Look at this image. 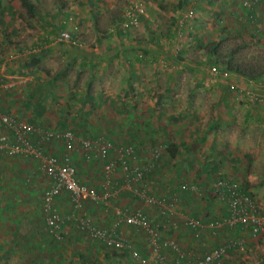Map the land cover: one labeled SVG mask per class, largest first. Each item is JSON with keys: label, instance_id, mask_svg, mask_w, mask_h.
<instances>
[{"label": "crops", "instance_id": "crops-1", "mask_svg": "<svg viewBox=\"0 0 264 264\" xmlns=\"http://www.w3.org/2000/svg\"><path fill=\"white\" fill-rule=\"evenodd\" d=\"M29 2L39 21L37 35L31 38L28 34L30 29L24 27L13 13L22 9L21 0H0V112L33 125L34 130L27 139L39 153L36 158L27 152L10 155L5 149L0 150V264H158L155 253L149 247L147 234L140 228L117 221L114 214L116 208L131 212L141 209L146 213L161 239L159 253L168 263H172L175 253L165 241H173L186 251L203 252L227 242L241 241L240 247L236 246L223 256L222 264H264L263 232L252 235L239 225H223L212 229L202 227L196 233L190 227L181 225L185 216L207 222L221 220L227 215L225 203L213 192L202 199L195 192H181L174 200L172 211L165 215L161 214L159 205H152L143 199L146 195L171 200L183 182L203 188L214 179L223 177L238 182L250 196L258 199L260 211L264 213V77L249 80L233 73L226 80L217 77L208 80L197 73L190 85L196 88L195 92L203 87L209 93L206 96L177 94V99L170 98L168 94L161 95L158 100L163 101V106L170 107L165 112L167 108L161 107V103L155 102L146 91L144 98L143 93L139 94L142 84L148 88L155 84V79L145 80L143 75L138 78L136 72L143 65L152 71L164 67L184 71L194 68L190 62L182 60L174 65L175 55H184L187 46L199 43L204 37L201 29L207 25L205 19L210 20L209 23L224 22L238 27L240 23L248 22V11L241 6L242 0ZM187 10L192 11V16L185 17ZM254 13V20L264 24V0L255 6ZM94 17L115 23L117 30L111 27L103 35L109 34L117 45L95 48L97 52L93 53L65 47L66 44L58 46L59 43L54 41L58 32L55 30L56 35L52 37L54 29L49 25L52 20H58L59 27L63 29L69 27L70 22L92 21ZM167 18H173L178 25L184 19V25L192 32L186 47L174 49L171 38L165 42L166 37L159 39L152 34L145 35L143 40L131 41V44L122 43L123 37L136 36L129 29L134 27L132 31H135L137 27H128L126 23H145L147 31L150 26L155 29L158 22ZM214 37L220 38V33L217 32ZM35 42L37 49L33 47L24 51V44ZM161 42L168 46L159 47ZM198 48L197 45L200 51ZM58 54L65 55L62 69L54 64ZM32 57L37 59V63L29 62ZM208 57L212 61L210 54ZM74 64L77 68H95L93 76L98 69V73H104L107 79L94 82L90 77L83 82L85 86L75 88L72 84L74 72H64L67 65ZM124 74H127L126 77ZM109 79L111 83L116 81V86H111ZM188 81L183 77L176 86L183 87ZM231 81L235 83V88L228 87ZM174 82L171 81L167 91L172 89ZM126 83L136 88L139 83L140 87L130 90ZM165 83H169V79L163 83L164 86ZM180 89L185 91L184 87ZM190 98L200 102L210 101L213 120L209 126L198 128L196 121L189 124L184 119L179 123L172 121L175 118L172 114H177L175 112H186L182 102ZM139 102H145V107H139ZM172 104L176 105V111ZM141 115L144 119L140 118ZM90 117L97 119L87 121ZM156 117H162L161 127L155 123ZM46 130L73 132L76 136L74 150L66 152L60 141L43 140L41 132ZM0 134L6 135L7 143L14 140L11 131L2 124ZM98 137L108 139L115 148L132 147L135 158H128L131 164H145L150 148L159 149V159L152 172L144 173L135 184V194L129 188L131 181L115 166L114 187H110V196L104 202L81 200L78 205L66 191L57 195L52 204L63 222L61 237H54L44 222L41 208L42 194L51 183L40 171L41 157L68 158L75 167L78 182L102 196L105 189L102 187L104 161L86 160L79 144L80 139ZM143 141L145 143H141ZM117 157L118 152L110 151L106 160L114 161ZM79 218H88L96 227L113 230L129 248L113 249L91 237L89 232L79 227ZM132 250L136 256L131 255Z\"/></svg>", "mask_w": 264, "mask_h": 264}, {"label": "built area", "instance_id": "built-area-1", "mask_svg": "<svg viewBox=\"0 0 264 264\" xmlns=\"http://www.w3.org/2000/svg\"><path fill=\"white\" fill-rule=\"evenodd\" d=\"M260 2L261 0H242V7L248 11V21L254 19L255 6ZM190 16H192V11L187 10L185 17ZM183 21L184 19L182 18L179 24L180 26ZM125 25L135 26L136 22L130 21V23H126ZM55 39L57 43H75L68 30L58 32ZM221 67L220 64L209 66L208 74L213 77L229 79V76L233 73ZM228 86L229 88H235V83L231 81ZM0 124L8 128L14 136V140L11 143H7L6 135L0 134V150L5 149L10 155L27 152L37 158L39 155L37 148H33L27 139L28 134L34 130L32 124L18 120L3 112H0ZM41 136L43 140L60 141L66 152H72L74 150L76 136L70 130H46L41 132ZM79 144L83 157L86 160L104 161L102 187H105V189L103 190L102 196H99L93 188L78 182L75 167L69 163L68 158L60 160L54 156L41 157L40 171L42 175L51 181L50 185L46 187L42 194L41 208L44 214V222L54 237H61V223L63 222V218L54 210L52 204L53 199L57 195L66 191L71 200L76 204L78 203V205L81 200H88L91 203L104 202V199L106 200L110 196V187H114V185L112 186V180L115 166H118L125 178L131 181L128 183L131 184L129 188L135 194L137 193L135 184L142 179L144 173L148 174L152 172L155 167V162L159 159V149L150 148L148 152L149 157L145 161V164L142 166L131 164L128 158H135L133 148L130 146L126 148H115L104 137L80 139ZM110 151L118 152V157L114 161L106 160ZM186 191L195 192L201 196H206V194L213 192L225 203L227 215L221 220L211 219L207 222H203L200 218L185 216L182 218L181 225L194 230L202 227L212 229L223 225H227L228 227L239 225L243 229H248L252 235L264 233V213H261L257 201L238 182L227 178L218 177L203 188H198L195 184L183 182L179 185L178 191L171 200H167L165 197L146 195H144L143 199L152 205H159L161 207V214L165 215L174 208V200L178 199L179 193ZM114 214L117 221L131 227L140 228L147 234L149 247L155 253L158 264H221L223 256L229 250H233L236 246L240 247L239 245H241V241H231L203 252L199 250L186 251L181 249L173 241H165V244L175 253L172 263H168L159 253L161 239L153 229L148 216L143 210L135 209L131 212L126 209L116 208ZM78 224L81 229L89 232L91 237L101 240L113 249L129 248L127 243L118 237L113 230L96 227L91 224L88 218H79ZM131 255L136 256V253L132 250Z\"/></svg>", "mask_w": 264, "mask_h": 264}, {"label": "rangeland", "instance_id": "rangeland-1", "mask_svg": "<svg viewBox=\"0 0 264 264\" xmlns=\"http://www.w3.org/2000/svg\"><path fill=\"white\" fill-rule=\"evenodd\" d=\"M29 1V0H28ZM31 1V0H30ZM241 6H242V2H241ZM21 10H14L13 13L17 15V17L21 20L20 22L23 23L24 27L29 28L30 31H28L29 37H35V35H37V26H38V20H37V16L34 15V7H33V11L29 12L25 7L26 11L24 10L23 6L21 5ZM36 8V7H35ZM13 14V15H14ZM14 16H12L13 18ZM95 19H93L92 21L89 19H85V20H81V21H77V22H70L69 23V27H64L63 29L61 27H59V21L58 20H52L49 25L54 29L52 32V37H54L56 34H54V31L57 30V32H60L61 30H68L70 31L73 39H74V44L71 43H59L58 46H61V44H66L65 47L69 46V47H74V48H78L79 51L82 50H88V51H93V53L97 52V50H95V48H100L103 46H108V47H114L115 45H117L116 40L114 38L111 37V39L109 38V34L108 35H103L104 31L108 30L109 28L112 27V29H116L117 27H115V23H110V22H105L102 19H100L99 17H94ZM173 18H167L164 22H158L157 26L155 27V29L153 27L150 26V29H148L146 31V26L145 23H138L135 26L137 27V30L132 31V28L134 27H130V31L135 33L136 36L134 38L132 37H123L122 38V43H126V44H131V41H137V40H143L145 39V35H154V36H158L159 39H162L163 36L166 37V39L164 40L165 42L170 41L169 38H171L173 40L172 42V46L175 47L174 49H179L181 47H186L187 43L189 42V37H190V33H192L189 28L184 25V22L182 23L181 26L178 25V23L175 24V22L172 20ZM207 22V25H204V27L201 29L203 30L202 32H204V37L200 38L199 43L198 44H193V45H189L187 46V50L185 52L184 55H175V64L176 65L177 61L179 62V60H182V62H190L194 68L190 67L189 69H185L186 71H184L183 69H165V67L163 69H159L156 71H152L147 67L140 66L142 69H140V67L136 70L137 72V76L138 78H140L141 75L144 76V79H151L154 78L155 79V84H152L151 86H149L148 88H146V86H144V84L141 85V87L139 86V83H137V88L136 86H129V83H126V86L131 89H138V87L142 88L141 92L139 93L141 95V93H143V97H145L144 92L146 91L149 96H152V98L155 99V102L161 103V107L167 108L165 112H167L170 107H165L162 105L163 101H159L158 99L162 96H166L167 94L171 97H174V99H177L175 97V95H191L193 96V94H200V95H204L206 96V94L209 93L208 90H206V88H202V90H197L198 92H195V89L193 86L190 85V81L193 79V77L196 76L197 73H201L204 78H207L208 80H214L216 79V77L210 76L208 74V68L209 66H211L212 64H220V61L224 58L223 55H225L227 52H230V50L235 49V48H239L238 52H236V59L241 60V59H252L255 57H262L264 56V24L263 23H259L258 20H252V21H248L246 20V22H242L240 23V27H238L237 25H233V24H224V22H213V23H209L210 20L205 19ZM164 24V26H163ZM49 26V27H50ZM168 29V30H167ZM174 30V34L173 32H171V30ZM219 32L220 33V38L214 37V35ZM100 33V34H99ZM148 33V34H146ZM173 34V35H172ZM57 36V35H56ZM56 36L54 37V41L56 40ZM100 36V38H99ZM174 37V38H173ZM124 39V41H123ZM186 41V42H185ZM219 41V42H218ZM56 42V41H55ZM161 42V44H159L161 46L166 45ZM219 43L220 44V56H212V61L209 60V54L211 55V53L208 50V45L210 43ZM57 43V42H56ZM28 45H30L29 43H27ZM25 48L24 51H28V50H32V48H36L37 49V42L32 43V45H30L31 47H27L28 45L24 44ZM197 45L198 47H200V51L197 50ZM196 46V47H195ZM196 48V49H195ZM142 54V53H141ZM65 56V55H63ZM63 56L62 55H57V60L54 63L55 65H57L58 69H62L64 68L63 63L66 62V60H63ZM95 56V55H94ZM186 58V60H185ZM106 62H108V60H106ZM102 64H100L99 67H101ZM188 65V63L186 64ZM73 66V65H71ZM70 65H67L65 68V73L69 74L70 72H74V77L73 80L74 82L72 83L75 88H79L80 85L85 86L86 83L83 84V82H85L88 78L92 77L94 82L97 81H101L102 79L105 81L106 75L104 73H98L100 72V70H96L95 74L93 76V69H90L89 66L85 67L83 69V67H76L75 64L73 67H71ZM98 67V68H99ZM196 68L198 69L197 71H194V69L196 70ZM125 77L127 74H124ZM183 77H185V79H188L189 81L186 83V85L183 84L184 90L185 91H181L183 87L180 86H176L177 81H180ZM219 78V77H217ZM169 79V83H165V86L163 85V83ZM221 80H226L223 78H219ZM110 80V84L111 86H116V81L112 80L111 83V79ZM146 80V79H145ZM175 80L176 82H174V86L172 87V89L170 91H167V87L169 86V84L171 83V81ZM153 81V80H152ZM159 82L161 84H159ZM136 85V84H134ZM149 85V84H148ZM228 85V83H227ZM125 86V87H126ZM125 87H121L123 90H125ZM229 87V86H228ZM166 92H170V93H166ZM185 99H183L184 101ZM74 101L76 102V100L74 99ZM58 102V100H57ZM60 102V101H59ZM57 103L58 106H60V103ZM153 102V103H155ZM181 102V100H180ZM165 103V102H164ZM76 104L78 105V103L76 102ZM139 107H145V102H139ZM182 105H185V109H184V114L182 112L178 113L175 112L177 114H172L174 115V120H172L173 122L179 123L181 122V120H186L190 122H193V124L195 123V121L197 122L198 128L201 127H206L209 126V122H211V120H213V114L210 113V101H194L192 98H190L189 100H186L185 102H182ZM127 107V106H126ZM171 107H173V110H177L176 105H171ZM128 108V107H127ZM132 108V107H130ZM199 116V117H198ZM143 115H141V119ZM147 118V117H146ZM86 119V118H85ZM97 117L95 118H87L86 120H90V121H94L96 120ZM128 119V118H127ZM165 120L167 119L166 117L164 118ZM155 123L158 125V127L162 126V117H156L155 119ZM72 123V120L69 122V124ZM92 123V122H91ZM188 124V125H189ZM208 124V125H206ZM93 125V124H92ZM91 125V126H92ZM93 128H96L95 125H93ZM161 131V130H158ZM92 136H98L97 134H90ZM106 138H109L108 135H102ZM160 136V135H158ZM161 137H159L160 139ZM145 139V138H144ZM162 139V138H161ZM141 143H145L144 141ZM146 152V151H145ZM197 169V168H196ZM196 171V170H195ZM194 171V172H195ZM201 199L204 198L205 196H199ZM255 199V198H254ZM256 200V199H255ZM258 202V199L256 200ZM197 230H194L197 233ZM189 233V232H188ZM242 255V252L240 253ZM222 264V262H221ZM225 264V262H224ZM227 264V263H226ZM241 264V263H238Z\"/></svg>", "mask_w": 264, "mask_h": 264}, {"label": "trees", "instance_id": "trees-1", "mask_svg": "<svg viewBox=\"0 0 264 264\" xmlns=\"http://www.w3.org/2000/svg\"><path fill=\"white\" fill-rule=\"evenodd\" d=\"M21 4L29 11L32 12L33 5L28 0H21ZM208 50L212 56H220V44L217 43H210L208 45ZM239 48H235L227 52L224 58L220 61V65L222 69H227L232 73H236L245 79L255 80L261 77H264V56L262 57H255L252 59H236L235 55L238 52ZM31 63H37L36 58L29 59Z\"/></svg>", "mask_w": 264, "mask_h": 264}]
</instances>
